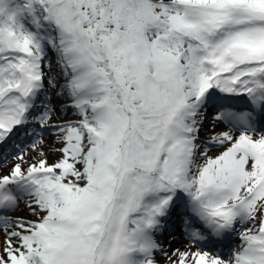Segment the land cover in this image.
I'll use <instances>...</instances> for the list:
<instances>
[{
	"label": "snow or ice",
	"instance_id": "1",
	"mask_svg": "<svg viewBox=\"0 0 264 264\" xmlns=\"http://www.w3.org/2000/svg\"><path fill=\"white\" fill-rule=\"evenodd\" d=\"M0 264H264V0H0Z\"/></svg>",
	"mask_w": 264,
	"mask_h": 264
},
{
	"label": "rangeland",
	"instance_id": "2",
	"mask_svg": "<svg viewBox=\"0 0 264 264\" xmlns=\"http://www.w3.org/2000/svg\"><path fill=\"white\" fill-rule=\"evenodd\" d=\"M213 151L216 152V151H219V150H218V149H214ZM181 240H182V239H181Z\"/></svg>",
	"mask_w": 264,
	"mask_h": 264
}]
</instances>
